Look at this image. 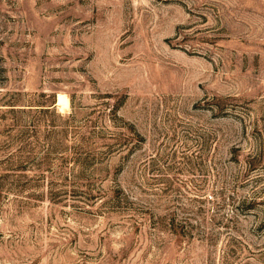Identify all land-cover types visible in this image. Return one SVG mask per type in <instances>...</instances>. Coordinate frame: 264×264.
Listing matches in <instances>:
<instances>
[{"label":"rangeland","instance_id":"rangeland-1","mask_svg":"<svg viewBox=\"0 0 264 264\" xmlns=\"http://www.w3.org/2000/svg\"><path fill=\"white\" fill-rule=\"evenodd\" d=\"M0 264H264V0H0Z\"/></svg>","mask_w":264,"mask_h":264},{"label":"bare ground","instance_id":"bare-ground-1","mask_svg":"<svg viewBox=\"0 0 264 264\" xmlns=\"http://www.w3.org/2000/svg\"><path fill=\"white\" fill-rule=\"evenodd\" d=\"M58 97H59V99H58L59 102H61V103H62V102H63V103L66 102V98H65L63 95H59ZM65 104H66V103H65ZM65 104H64V105H65ZM64 105H63V106H64ZM67 108H68V106H67Z\"/></svg>","mask_w":264,"mask_h":264}]
</instances>
